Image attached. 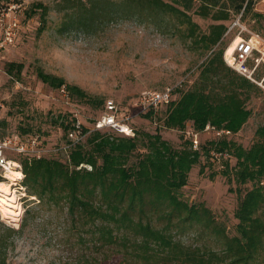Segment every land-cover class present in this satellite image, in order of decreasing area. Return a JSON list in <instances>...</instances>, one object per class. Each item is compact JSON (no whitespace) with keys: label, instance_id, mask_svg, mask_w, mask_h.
<instances>
[{"label":"trees","instance_id":"trees-1","mask_svg":"<svg viewBox=\"0 0 264 264\" xmlns=\"http://www.w3.org/2000/svg\"><path fill=\"white\" fill-rule=\"evenodd\" d=\"M254 2L63 0L56 8L63 11L60 31L92 30L118 17L131 18L160 31L177 33L191 46L209 50L193 85L165 104L162 125L183 130L190 120L197 130L210 124L236 132L251 113L245 100L256 84L224 62L223 47L218 45L230 24L223 20L232 13H239L241 19ZM34 6L41 8L43 27L47 6L41 2ZM191 11L213 20L206 31L192 18ZM254 16L264 18V14L256 11ZM21 66L20 62L9 61L6 71L18 75ZM37 75L52 87L64 85L71 95L100 103L62 77L41 69ZM152 114V109L142 113L145 117ZM61 125L66 134L71 122L61 121ZM158 129L148 132L134 128V135L93 130L85 143L70 147L64 161L45 156L23 157V183L39 201L65 208L78 239L95 253L82 252L83 264L97 260L105 263L110 258L115 259L113 264H264V125L256 128V138L249 147L226 139L223 134L199 144L198 148L192 147L189 137L184 145L174 147ZM139 144L145 149L132 161ZM212 151L220 153V170L228 182L230 155L236 159L235 180L251 182V187L239 195L232 234L204 202H190L180 192L189 170L202 153L211 165L219 161L212 157ZM80 163L91 167L79 166ZM214 173L212 170L210 176ZM20 229L3 226L0 264H6L11 233ZM184 236L190 240H184Z\"/></svg>","mask_w":264,"mask_h":264},{"label":"rangeland","instance_id":"rangeland-1","mask_svg":"<svg viewBox=\"0 0 264 264\" xmlns=\"http://www.w3.org/2000/svg\"><path fill=\"white\" fill-rule=\"evenodd\" d=\"M14 1L20 2L22 24L14 43L0 56V137L14 133L20 137L37 135L39 147L43 148L40 157L68 159L73 145L66 149L62 147L69 143V139L61 121L67 123L79 118L90 126L92 118L103 109L107 99H112L119 106L121 114L127 115L132 113V104L144 89L170 86L172 98L178 97L197 80L201 62L210 53L209 50L191 46L177 33L160 31L151 24L131 18L118 17L92 30L60 31L58 28L63 11L57 10L56 4L63 0ZM7 2L11 0H0V4ZM37 2L47 6L43 27L41 8H34ZM31 8H34V12L29 14ZM254 11L264 14V0H255L240 21L249 30L264 35V18L254 16ZM238 14L232 13L223 22L229 24ZM191 15L203 31L213 21L192 11ZM238 27L234 25L227 34H223L218 45L223 47V53ZM243 32L248 34L246 30ZM9 61L22 64L18 75L6 71ZM38 69L62 77L66 83L84 90L89 97L99 99L100 103L80 99L71 95L68 89L67 95L61 94L59 88L52 87L37 75ZM256 86L245 100L246 107L251 111L247 120L238 131L223 133L226 139L243 147L252 144L256 138V128L264 125V89ZM165 106L152 109L154 114L151 117L133 115L129 121L133 128L140 131L155 132L159 128L162 137L174 147L184 145V140L191 138L189 132L197 134V143L193 148H198L199 144L215 136H223L216 135L211 128L197 130L190 120L183 130L163 126ZM21 128H29V131L22 132ZM92 131L86 132L78 143H85ZM144 149L139 144L131 160L135 161L138 153ZM6 153L19 165L13 168L21 172L20 177L11 179L6 175L7 171L0 168V182L5 184L0 185V232L3 226L21 228L9 237L11 245L7 248L6 264H83L80 254L90 252L92 247L78 239L65 208L39 201L37 196L31 194L23 183L21 160L27 155L15 151ZM219 155L216 152L212 157L219 160ZM207 158L202 153L199 161L191 167L187 182L180 190L181 196L190 202H204L215 218L225 225L227 232L232 234L237 222L234 211L239 195L251 187V182L238 183L235 180L234 155L228 158L229 182L221 173V161H216L219 165H211ZM212 170H215L213 177L210 176ZM184 240L190 238L184 236ZM91 254H95L93 250ZM114 261L110 258L105 263L97 260L92 264H113Z\"/></svg>","mask_w":264,"mask_h":264},{"label":"built area","instance_id":"built-area-1","mask_svg":"<svg viewBox=\"0 0 264 264\" xmlns=\"http://www.w3.org/2000/svg\"><path fill=\"white\" fill-rule=\"evenodd\" d=\"M19 9L20 2L14 0L0 4V56L5 49L14 43L17 37L22 24ZM234 25H239V27L233 39L236 36L239 37L234 43L232 52L226 55L224 51L223 58L236 72L264 89V35L246 28L240 21V14L235 17V20L233 19L230 22L224 34H227ZM244 30L248 34H243ZM59 90L63 95L68 94L67 88L64 85H61ZM172 94V87L170 86H165L161 89H144L135 98L132 104V113L127 115H122L119 106L112 99H107L104 102L103 109L92 118L90 126H86L79 118L71 120V125L66 132L69 143L62 145V147L66 149L71 145L77 144L89 130H109L126 135H134V128L129 118L133 115L139 116L150 109L167 104L172 99ZM205 128L213 129L216 135L229 131L228 129H217L210 124H206ZM189 133L191 134L190 140L192 146H196L197 134L194 132ZM38 143L39 139L37 135L20 137L14 133L0 137V168L6 171L10 167L19 166L13 164L16 161L7 155V151H15L19 154L24 153V155L37 158L40 157L43 154V148L39 147ZM81 165L88 168L91 167L88 164Z\"/></svg>","mask_w":264,"mask_h":264},{"label":"bare ground","instance_id":"bare-ground-1","mask_svg":"<svg viewBox=\"0 0 264 264\" xmlns=\"http://www.w3.org/2000/svg\"><path fill=\"white\" fill-rule=\"evenodd\" d=\"M238 37L239 36H236L231 42H229L227 44V46L225 47V50H224L226 55H229L232 52L233 47H234V43L238 40ZM13 164L18 166V164L16 162ZM6 171H7L6 175H8V177H10L11 179H15V178L21 176V172L18 169L10 167V168L6 169ZM0 185H5V184L0 182Z\"/></svg>","mask_w":264,"mask_h":264}]
</instances>
